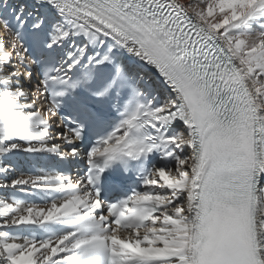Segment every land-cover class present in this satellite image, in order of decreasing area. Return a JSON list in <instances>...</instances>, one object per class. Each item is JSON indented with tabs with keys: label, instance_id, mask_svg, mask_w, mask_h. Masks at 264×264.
Wrapping results in <instances>:
<instances>
[{
	"label": "snow or ice",
	"instance_id": "obj_1",
	"mask_svg": "<svg viewBox=\"0 0 264 264\" xmlns=\"http://www.w3.org/2000/svg\"><path fill=\"white\" fill-rule=\"evenodd\" d=\"M0 264H264V0H0Z\"/></svg>",
	"mask_w": 264,
	"mask_h": 264
},
{
	"label": "bare ground",
	"instance_id": "obj_2",
	"mask_svg": "<svg viewBox=\"0 0 264 264\" xmlns=\"http://www.w3.org/2000/svg\"><path fill=\"white\" fill-rule=\"evenodd\" d=\"M37 202H39V201H37Z\"/></svg>",
	"mask_w": 264,
	"mask_h": 264
}]
</instances>
